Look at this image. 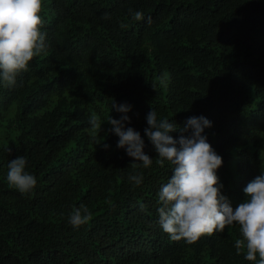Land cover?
Listing matches in <instances>:
<instances>
[{"label":"trees","instance_id":"obj_1","mask_svg":"<svg viewBox=\"0 0 264 264\" xmlns=\"http://www.w3.org/2000/svg\"><path fill=\"white\" fill-rule=\"evenodd\" d=\"M42 18L45 51L14 86L0 80V264H253L237 255L238 225L195 244L163 232L158 193L174 166L156 163L144 130L152 109L176 140L207 118L221 194L234 209L247 200L264 172V0H43ZM114 103L130 106L150 167L117 146ZM18 156L37 178L26 194L6 179ZM81 204L93 218L74 228Z\"/></svg>","mask_w":264,"mask_h":264},{"label":"clouds","instance_id":"obj_2","mask_svg":"<svg viewBox=\"0 0 264 264\" xmlns=\"http://www.w3.org/2000/svg\"><path fill=\"white\" fill-rule=\"evenodd\" d=\"M42 12L43 0H0V80L8 86H14L17 76L27 71L29 64L45 51ZM129 12L136 21L144 19L142 11L130 9ZM112 108L124 113L120 120L110 117L107 121L119 137L117 146L134 161L150 167L153 159L144 151L141 134L126 127V122L130 123L126 115L130 106L114 103ZM146 120L149 127L144 131L158 153L156 163L163 167L167 160L174 166L171 178L158 193L159 224L163 232L173 241L195 244L204 236L238 225L241 238L234 241L237 255L243 254L253 264H264V172L247 184L244 188L247 200L234 209L221 194L222 185L217 176L223 159L204 135L211 122L203 116L190 117L176 140L170 133L177 128L166 118L158 120L155 110L147 114ZM89 124L92 139L99 143L100 117L93 113ZM26 165V158L16 157L9 162L6 176L8 184L22 194L31 192L37 185V178L26 171ZM132 166L137 167L135 163ZM129 179L140 185L143 175L133 174ZM92 218V212L84 204L73 206L68 217L74 228L88 224Z\"/></svg>","mask_w":264,"mask_h":264}]
</instances>
